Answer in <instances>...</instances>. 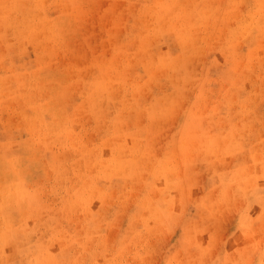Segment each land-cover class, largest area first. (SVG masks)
Returning <instances> with one entry per match:
<instances>
[{
  "label": "rangeland",
  "instance_id": "374dc122",
  "mask_svg": "<svg viewBox=\"0 0 264 264\" xmlns=\"http://www.w3.org/2000/svg\"><path fill=\"white\" fill-rule=\"evenodd\" d=\"M0 264H264V0H0Z\"/></svg>",
  "mask_w": 264,
  "mask_h": 264
},
{
  "label": "bare ground",
  "instance_id": "6f19581e",
  "mask_svg": "<svg viewBox=\"0 0 264 264\" xmlns=\"http://www.w3.org/2000/svg\"><path fill=\"white\" fill-rule=\"evenodd\" d=\"M260 7V6H259ZM181 13V12H180ZM52 107V106H51ZM61 108V107H60ZM39 126V125H38ZM41 130V129H40ZM50 148V147H49ZM13 158V157H12ZM76 164V163H75ZM62 167V166H61ZM81 170V169H80ZM109 170V169H108ZM90 178H91V176H90ZM95 192V191H94ZM4 209V208H3ZM21 215V214H20ZM8 220V219H7ZM47 230V229H46ZM24 231V230H23ZM55 232V231H54ZM44 237V236H43ZM45 255V254H44ZM11 256V255H10ZM8 258V257H7ZM40 261H42V260H40Z\"/></svg>",
  "mask_w": 264,
  "mask_h": 264
}]
</instances>
